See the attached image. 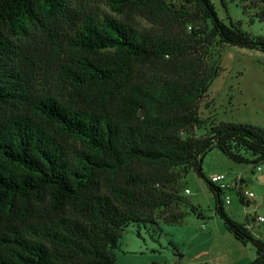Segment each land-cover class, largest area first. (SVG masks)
<instances>
[{
    "label": "trees",
    "instance_id": "16d2710c",
    "mask_svg": "<svg viewBox=\"0 0 264 264\" xmlns=\"http://www.w3.org/2000/svg\"><path fill=\"white\" fill-rule=\"evenodd\" d=\"M189 2L196 12L166 0H108L116 14L135 12L161 28L144 33L112 16L81 13L72 0H0V264H116L130 224L159 229L157 210L187 205L178 183L191 165L225 226L255 247L249 264H264V240L246 228L249 218L239 224L227 215L225 192L201 168L215 148L235 163H264V129L223 122L206 140L183 136L200 124L199 103L218 76L199 57L211 38L264 52V37L227 26L210 0ZM22 20L55 46L71 105L33 92L28 52L11 38ZM199 20L209 31L197 28ZM158 65L163 80L135 81L138 68ZM187 209L201 215L190 202ZM185 214L160 220L178 225Z\"/></svg>",
    "mask_w": 264,
    "mask_h": 264
},
{
    "label": "rangeland",
    "instance_id": "374dc122",
    "mask_svg": "<svg viewBox=\"0 0 264 264\" xmlns=\"http://www.w3.org/2000/svg\"><path fill=\"white\" fill-rule=\"evenodd\" d=\"M218 17L227 26L239 28L251 37H264V23L260 13L264 9V0H210ZM174 8H184L196 12L197 7L189 0H166ZM72 5L83 13H93L102 17L112 16L138 32L160 33L161 28L152 26L135 12L118 15L110 8L108 0H72ZM22 30L11 38L22 52L27 51L29 60L27 69L32 71V89L36 95L46 94L71 105L70 87L60 73V58L55 46L46 34L34 24L22 20ZM200 31H209L203 20L197 21ZM178 29V28H176ZM187 32L191 28L187 27ZM208 33V32H206ZM204 37V36H202ZM206 54H200L203 65L218 68V76L212 82L207 94L199 103L197 128L190 134L195 139L206 140L212 130L220 123H235L256 126L264 129V52L221 44L218 38H211ZM135 81L158 83L165 78L157 67L138 68ZM234 151L252 156L232 144ZM261 172L252 173L254 164H239L232 161L218 148L209 151L201 164L202 173L209 179L211 175H226L230 182L242 175L247 190L255 198L246 202V208L240 195L233 191L222 195V203L227 215L239 224H246L247 218L253 227V235L264 240V223H258V217H264V163H260ZM183 176L186 168H175ZM179 185V197L183 203L190 202L197 207L201 215L181 204L177 208H162L155 212L154 221L161 227H147L130 224L119 239V248L114 251L116 264H245L256 254L252 244L241 243L234 233L224 224L216 211L213 193L208 184L191 165L185 178ZM185 190L190 193L186 194ZM229 197L231 204H225ZM189 201V202H188ZM185 214L182 223L165 225L160 217L165 214ZM253 219V221H252ZM140 233L141 237L138 236ZM206 264H210V263ZM250 262V261H249Z\"/></svg>",
    "mask_w": 264,
    "mask_h": 264
},
{
    "label": "built area",
    "instance_id": "2783aa9c",
    "mask_svg": "<svg viewBox=\"0 0 264 264\" xmlns=\"http://www.w3.org/2000/svg\"><path fill=\"white\" fill-rule=\"evenodd\" d=\"M262 168L260 166V164L258 165H254L253 169H252V173H257V172H261ZM209 181L211 184H213L214 186L218 187L219 189H221L224 192H229V191H235L237 192L240 197L244 200V202H250V200H253L255 198V194L249 190H247V182L246 180L242 177V175L236 176L234 177L230 182L227 181L226 175L224 174H215V175H211L209 177ZM186 194H189L190 191L189 190H185ZM225 204L226 205H230L231 201L229 197H225ZM246 208L249 207V205L245 206ZM258 223H264V217H258L257 221ZM248 230H250L252 233H254L253 231V227L251 226L250 223H248L247 227Z\"/></svg>",
    "mask_w": 264,
    "mask_h": 264
},
{
    "label": "crops",
    "instance_id": "0c3cea01",
    "mask_svg": "<svg viewBox=\"0 0 264 264\" xmlns=\"http://www.w3.org/2000/svg\"><path fill=\"white\" fill-rule=\"evenodd\" d=\"M254 258H255V254H254L252 260H254ZM252 260H246L245 264H249ZM249 261H250V262H249ZM207 262H208V261H207ZM207 262H206V261H203V262H201V264H206ZM208 263L211 264V262H208Z\"/></svg>",
    "mask_w": 264,
    "mask_h": 264
}]
</instances>
